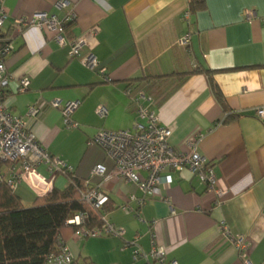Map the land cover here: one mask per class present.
I'll return each instance as SVG.
<instances>
[{
	"label": "crops",
	"instance_id": "obj_1",
	"mask_svg": "<svg viewBox=\"0 0 264 264\" xmlns=\"http://www.w3.org/2000/svg\"><path fill=\"white\" fill-rule=\"evenodd\" d=\"M59 1L5 0L9 16L1 38L13 46L5 61L10 82L4 103L10 112L24 117L38 142L86 181L96 165L104 164L109 173L114 169L100 147L87 146L90 138L100 129L134 132L137 123L145 124L136 119L125 94L133 84L155 100L162 124L172 131V148L186 153L190 142L196 143L225 190L216 209L214 195L188 170L168 173L160 198L120 178L93 179L90 187L109 197L107 218L124 233L88 239L72 235L66 244L75 261L147 264L134 262L136 246H126L136 241L145 252L164 248L167 260L179 264H244L223 236L219 225L225 221L234 235L250 243L251 263L264 264V118L257 113L264 109V0H204L188 21L183 15L190 10L189 0H65L63 9ZM246 11L256 17L246 20ZM37 13L62 20L74 13L76 20L67 24H73L71 38L66 33L65 38H85L80 58L94 55L111 82L80 58H71L69 45H59L55 34L34 27L20 32L16 22ZM186 35L190 43L182 46L179 41ZM196 69L212 75L192 74L183 81ZM24 78L30 86L20 92ZM53 101L79 102L72 119L81 128L66 129ZM32 106L40 110L36 118L27 117ZM99 107L106 108V117L97 114ZM39 171L48 176L46 166ZM68 184L58 175L42 196ZM15 193L25 207L40 197L25 182Z\"/></svg>",
	"mask_w": 264,
	"mask_h": 264
},
{
	"label": "built area",
	"instance_id": "obj_2",
	"mask_svg": "<svg viewBox=\"0 0 264 264\" xmlns=\"http://www.w3.org/2000/svg\"><path fill=\"white\" fill-rule=\"evenodd\" d=\"M67 6L65 0L57 3L59 9ZM190 15L191 12L188 10L183 17L188 21ZM8 16L9 12L5 0H0V42L3 44L0 46V185L6 184L15 192L19 184L25 182L36 194L42 196L49 192V183L58 175L65 172L73 174L74 169L52 156L29 130L25 118L12 114L4 103V91L10 82L5 61L13 52L12 44L1 38L4 23ZM244 17L246 20H252L256 15L254 12L246 11ZM75 20L76 15L74 13L65 20L47 13H37L31 18L18 20L16 25L20 32L34 27L55 34L54 39L59 45H69L71 58H80V52L86 45V39L67 40L65 38L66 25ZM189 43L190 35H186L179 41L182 46H188ZM80 59L85 67L97 71L105 81L110 79L107 77L106 69L100 68L99 61L94 55ZM19 86L20 92L27 91L30 86L29 79H22ZM125 94L135 106L136 119L144 121L145 124L137 123L134 132L100 129L88 140L87 146L100 147L114 164V169L109 173L104 164L96 165L92 170L90 179L86 181L85 189L81 192V200L98 211H101L107 204L109 197L99 188L90 187V182L96 178H101L102 181L120 178L134 184L145 194H149L153 198H160L161 186L169 181L168 173L171 171L182 173L188 170L199 179L201 184L205 185L207 193L214 195V207L220 208L224 202L225 190L218 184L213 163L208 162L197 153L194 142H190L192 149L186 153H179L172 148L169 143L172 131L162 124L155 110L156 102L152 97H148L142 91L136 94L126 91ZM78 106L79 102H52V107L61 111L63 124L67 129L81 128V125L72 119V115ZM257 113L261 118H264V109H259ZM39 114V108L32 106L28 110L27 117L36 118ZM97 114L106 117V108L99 107ZM41 166L47 167L48 176L40 173L39 168ZM142 173H146L147 176H142ZM134 199L135 197H132V200ZM144 202V200H140L139 205L143 206ZM122 208L126 211L128 205ZM102 221V227L87 229L84 226L88 222V216L76 214L68 220L67 225L80 227L81 229L76 233V236L83 239L106 236L120 237L124 233L123 229L115 227L109 221L107 215L102 216ZM219 226L228 243L239 252L244 264H252L250 261L251 245L248 240L243 235H234L225 221H221ZM130 245L136 246L133 256L134 262L144 260L147 264H179L176 260L168 261L167 253L162 247L154 246L150 252H145L137 245L136 241L126 244L127 247ZM74 261L75 258L67 244H63L57 254L48 258L47 264H72Z\"/></svg>",
	"mask_w": 264,
	"mask_h": 264
},
{
	"label": "trees",
	"instance_id": "obj_3",
	"mask_svg": "<svg viewBox=\"0 0 264 264\" xmlns=\"http://www.w3.org/2000/svg\"><path fill=\"white\" fill-rule=\"evenodd\" d=\"M203 3L204 0H189L190 11L198 12ZM72 25L65 27L67 36ZM198 73L212 75L210 70L196 69L184 75L183 81ZM103 81L111 82L110 79ZM213 90L218 101L224 104L219 88L214 85ZM126 91L131 94L144 92L133 84H129ZM60 175L67 179L68 186L64 190L54 188L49 195L38 197L30 207H25L22 199L6 184L0 185V264H47L48 258L57 254L62 245L81 229L67 225L76 214L88 216L85 228L102 227V216L110 210L109 201L101 211L93 209L81 200V192L88 180H80L75 170L73 174L65 172ZM72 264L80 263L74 261Z\"/></svg>",
	"mask_w": 264,
	"mask_h": 264
},
{
	"label": "rangeland",
	"instance_id": "obj_4",
	"mask_svg": "<svg viewBox=\"0 0 264 264\" xmlns=\"http://www.w3.org/2000/svg\"><path fill=\"white\" fill-rule=\"evenodd\" d=\"M67 129V128H66ZM69 130H74V129H69ZM62 161V160H61ZM3 169H4V167H3ZM101 238V237H100Z\"/></svg>",
	"mask_w": 264,
	"mask_h": 264
}]
</instances>
